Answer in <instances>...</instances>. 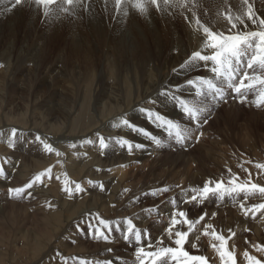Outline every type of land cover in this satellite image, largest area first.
Returning <instances> with one entry per match:
<instances>
[{"label":"bare ground","instance_id":"bare-ground-1","mask_svg":"<svg viewBox=\"0 0 264 264\" xmlns=\"http://www.w3.org/2000/svg\"><path fill=\"white\" fill-rule=\"evenodd\" d=\"M81 1L84 4L88 0ZM94 4H102L107 9L115 8V0H94ZM249 5L258 17L264 18V0H188L186 9L189 12L181 11L178 0H170L169 6L163 4L162 8L165 14L169 13L165 26L169 29L173 45L161 62L143 58L139 53L141 48L131 47L125 39V47L117 52L118 59L115 58L108 66L105 64L107 69L104 66L106 70L102 78L97 79L94 73H90L89 80L87 78L81 88L75 86L72 89L76 91V100L67 115L77 117V111L81 110L78 109L79 105L80 108L83 107L84 97L92 91L95 95L92 107L98 113V121L94 125L91 122L84 127L74 123L72 130L70 126L66 130L65 126L49 123L56 116L44 117L41 127L35 123L30 129L14 125V129L20 132L37 133L64 156L63 148L70 147L73 153H68L72 155L66 156L65 163L62 160L56 161L61 163L57 164L59 168L56 172H51V179L45 177L43 183L34 185L28 193L16 197L9 193V189L23 187L31 181L29 173L25 172L33 164L29 162H35V159L31 160L34 158L31 156L39 153L43 166L49 153L42 146L40 148L38 142L26 148L20 157H16L18 153L15 154L8 144L0 146V166L5 172L4 176H0V264H81V260H86L88 264H104L108 259L113 264H138L134 245L123 240V231H116L114 228L110 236L111 242L94 238L95 229L103 227L99 225V220L111 221L113 225L120 221L123 230L126 229L125 218H131L137 227L150 234L153 246L161 237H164L165 246H174L165 230L176 208L185 210L189 219H196L203 212L208 213L189 234L185 248L190 253L207 256L209 264H221L219 256L211 247L212 243L218 242L203 234L205 226L210 223L226 238L231 236L227 246L234 252L238 264H246L243 255L245 252L264 260V252L257 251L254 246L253 250H246L243 243L238 241L249 234L253 237L254 245L264 246V210L253 216L251 212L245 215L240 208L241 203L247 209L252 204L264 202V198L249 195L245 201V195L241 193L235 199L225 197L219 200L210 197L199 205L196 201H190L191 196L197 194L209 178L223 177L227 181L228 169L245 180L248 173L243 169L247 168L252 174V181L264 185V171L254 167L255 163H264V106L256 107L252 95H249L247 102L240 103L238 99L232 98L231 90H227L226 102H217L210 94L197 97L195 88L186 82L197 76L208 78L213 74L199 64L183 69L180 67L193 52L202 49L204 35L201 25L227 34L230 28L228 17L240 16L248 25V30H258L247 19ZM237 27L244 30L242 25ZM85 28L87 31L88 28ZM84 86L87 89H83ZM162 90L204 106L206 111L203 115L207 118V123L199 129L192 127L191 121L177 104L160 94ZM36 106L34 110H37ZM142 109H152L181 126L191 128L193 140L187 141L186 146H181L168 139L161 129L149 122ZM124 119L153 133L163 143L157 145L133 131L122 123ZM10 123L0 127V136L13 128ZM201 131L203 135L196 142L195 137ZM100 136L104 137L108 148L101 149ZM124 139L144 147H133L130 154L127 146L119 143ZM3 148L7 151L4 154ZM50 154L54 155L56 152ZM40 161L35 162V165ZM65 178L70 186L79 183L85 191L68 195L62 190ZM165 188L168 190L158 191L157 195L151 194L153 190ZM186 200L190 202L185 203ZM181 230H187L186 226ZM233 232L234 236L231 235ZM105 234H108L107 230ZM197 236L199 239H196ZM4 242L7 246L3 249ZM1 250H6V254Z\"/></svg>","mask_w":264,"mask_h":264},{"label":"rangeland","instance_id":"rangeland-1","mask_svg":"<svg viewBox=\"0 0 264 264\" xmlns=\"http://www.w3.org/2000/svg\"><path fill=\"white\" fill-rule=\"evenodd\" d=\"M29 2L28 0H23L21 5L12 8L14 0H0V127L7 122H11L10 124L13 125L12 129L15 128L14 125L30 129L34 123L41 127L44 124V117L55 118V116L58 119H52L49 123L60 127L65 126L66 130H68L69 126L72 130L74 123L81 124L84 127L91 122L94 125L98 121V113L92 107L93 96H95L92 91L84 97L83 107L80 108L79 105L78 109L81 110L77 111L79 112L77 117L67 115L76 100L74 98L76 91H72V89L75 86L76 88H81L90 73H94L97 79L102 78L104 71L107 69L106 67L110 65L108 63L114 62L115 58L119 57L117 52L125 47V39L131 47L137 46L141 48L139 53L143 58L145 57L151 61L159 60L161 62L173 45L170 41L169 29L165 26L167 25L165 22L168 20L167 15L169 13L165 14L163 11L164 0H158L159 8L149 3L148 0H144L146 11L143 13L127 2L123 3L120 11L117 12L114 7L107 9L102 4L100 5L101 7L99 4L95 6L94 0H88L84 1V4L81 1L76 7L75 5L70 6L69 12H62L56 5H52L53 11L48 16L44 15L41 6ZM90 11H93V13ZM181 11L189 12L186 7H182ZM125 12L127 13L126 15ZM87 18L89 19L87 20ZM105 20L107 21L105 22ZM102 23H106L104 24L105 27ZM85 27L88 28L87 31H85ZM21 70L22 73L19 74ZM76 82L80 84L78 85ZM83 89H87V86H84ZM32 104H34L33 108ZM34 106H36L35 109L37 110H34ZM59 106L62 107L60 108ZM35 112L39 113L36 114ZM15 115L17 116L15 117ZM12 129L0 136V146L9 145L10 140H12ZM37 135L35 132L17 131V136L14 140L15 147H10L15 154L18 153L16 157H20L23 152L25 153L26 148H30L37 142L35 140ZM31 137H34V140ZM4 149H2L3 154L7 152ZM70 149V147L63 148L65 156L61 153L59 156L57 155L59 159L56 154L49 153L46 158L47 161L43 162L44 164L42 163L43 166L40 161L42 159L41 155L39 153L35 155L34 153L31 156L34 158H31V160L35 159V162L40 161V163H37L36 166L35 162H29V164H33H28L29 166L25 169L26 174L29 173L28 175L32 180L34 175L38 174L36 172L40 173V171H45L48 168L56 172L57 168H59L58 163H65L67 161L66 156L72 155L68 154L73 151ZM62 156L64 159H62ZM48 158L53 160L49 161ZM59 160L62 161L56 162ZM54 161L55 163H53ZM238 241L243 243L246 250L254 249L255 243L253 237L249 234H247L246 238ZM248 242L253 244L250 245ZM262 243L264 244V241ZM3 244L2 248L4 249L7 244L6 242ZM1 251L6 254V250Z\"/></svg>","mask_w":264,"mask_h":264},{"label":"snow or ice","instance_id":"snow-or-ice-1","mask_svg":"<svg viewBox=\"0 0 264 264\" xmlns=\"http://www.w3.org/2000/svg\"><path fill=\"white\" fill-rule=\"evenodd\" d=\"M22 2L23 0H14L12 8L21 5ZM34 2L36 5L41 6L44 15L48 16L50 12L53 11L52 5H57L62 12H68L70 6H78L81 0H34ZM125 2L131 3L133 7L141 13L146 11L144 0H115L117 12L120 11L122 4ZM148 2L155 5L157 8L160 6L158 0H148ZM164 4L165 6H169L170 0H164ZM187 5L188 0H178V6L187 7ZM126 14L125 12V15ZM247 19L253 26H256L258 30H248V25L244 23V19L240 16L228 17L230 28L227 34L223 31H212L210 28L201 25L204 35L202 49L193 52L191 57L180 66L181 69H183L194 64H199L213 74L212 77L208 78L197 76L195 79H189L186 82L188 85L195 88V96L205 97L210 94L213 100L217 102H226L228 98L227 90H231L233 93L232 98L238 99L240 103L247 102L249 95H252L256 107L264 106V18L258 17L249 5ZM199 23L197 19V24ZM238 25H242L244 30L238 29ZM160 94L169 97L177 104V107L191 121L192 127L199 129L204 123H207V118L203 115L206 111L204 106L175 96L168 90H162ZM152 102L154 103V101ZM142 111L154 127L161 129L165 133V136L175 143L186 146L187 141L193 140L191 128L181 126V124L152 109H142ZM122 123L133 131L152 140L157 145L163 143L162 139L157 138L146 129L132 124L127 119H124ZM17 131V129H12V140L9 142L10 147H15L14 140L17 136ZM202 135V131L198 132L195 141L198 142L199 136ZM35 139L46 152H56L58 156L61 154L40 136H36ZM89 143H91V141H89ZM119 143L121 146L126 145L130 154L133 147H144L142 144L134 145L127 139L121 140ZM99 145L101 149L108 148V144L103 136L99 138ZM72 146L75 147V145ZM254 167L259 171H264V163H255ZM227 171V181L223 177L218 179L209 178L203 186L199 188L197 194L191 196L190 201H196L199 205L203 204L204 201L210 197L219 200H223L225 197L235 199L241 193L245 195V201L249 195H259L261 198H264V185L254 183L251 179L252 174L247 168L243 169V171L248 173V177L245 180H241L238 174L232 173L231 169ZM51 172V168L46 169L35 175L34 178L23 187L9 189V193L16 197L28 193V190L34 185L43 183L45 177L51 179ZM4 175V169L0 166V176ZM56 179L59 180L60 178L56 177ZM89 183L92 182L89 181ZM63 184L62 190L70 196L74 192L85 191L79 183L70 186V182L67 178H65ZM101 188H103L102 185ZM167 190V188L153 190L151 194L157 195L158 191ZM190 201L186 200L185 203H189ZM240 208L244 211L245 215L251 212L253 216H255L257 212L264 210V202L252 204L251 207L247 209L244 203H241ZM207 215V212H203L198 218L189 219L188 213L185 210H180L178 208L174 209L168 227L165 230L167 238L174 246H165L163 243L164 237H161L156 242L155 246H153L150 234L146 230L142 231L141 228L137 227L131 218H125L124 223L126 224V229L123 230L120 227V221H117L116 224L113 225L111 221L99 220V225L103 227H97L95 229L94 238L111 242L110 236L114 228L116 231H123V240L134 245L135 257L138 264H209V258L207 256L194 255L185 248L189 234L193 232L196 225L203 221ZM212 215L215 216V213ZM185 226L187 230H181ZM105 230H107L108 234H105ZM203 234L210 236L213 241L218 242L212 243L211 247L219 256L221 264H238L234 252L227 246L228 239H230L231 236L226 238L224 235L217 232L214 225L210 223L205 226ZM231 235L234 236L235 233L233 232ZM196 239H199V237L197 236ZM192 247H195V245H192ZM254 247L257 251L264 252V246L255 245ZM107 251L111 252V249ZM243 255L246 264H264V260H260L256 256L250 255L248 252H245ZM81 264H88V262L86 260H81ZM104 264H113V261L108 259L104 261Z\"/></svg>","mask_w":264,"mask_h":264}]
</instances>
